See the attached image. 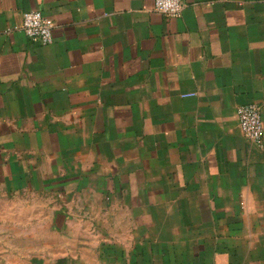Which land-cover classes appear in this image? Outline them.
<instances>
[{
  "label": "crops",
  "instance_id": "1",
  "mask_svg": "<svg viewBox=\"0 0 264 264\" xmlns=\"http://www.w3.org/2000/svg\"><path fill=\"white\" fill-rule=\"evenodd\" d=\"M185 2L0 0V264H264V0Z\"/></svg>",
  "mask_w": 264,
  "mask_h": 264
},
{
  "label": "built area",
  "instance_id": "2",
  "mask_svg": "<svg viewBox=\"0 0 264 264\" xmlns=\"http://www.w3.org/2000/svg\"><path fill=\"white\" fill-rule=\"evenodd\" d=\"M186 6L185 0H154V10L169 17H178ZM264 9V2L262 3ZM54 21L44 16L37 9H30L23 13L20 30L31 40L41 44L52 41ZM188 95V94H185ZM236 115L239 127L250 142L259 143L263 134V121L259 105L247 103L237 106Z\"/></svg>",
  "mask_w": 264,
  "mask_h": 264
},
{
  "label": "rangeland",
  "instance_id": "3",
  "mask_svg": "<svg viewBox=\"0 0 264 264\" xmlns=\"http://www.w3.org/2000/svg\"><path fill=\"white\" fill-rule=\"evenodd\" d=\"M29 198L20 197V196H10L9 194H0V249L9 247L10 240L6 239L3 235L5 229H10V227L16 228V232H19L21 229V225L19 222L13 221L11 216L17 218L20 214L23 216L28 207H22L21 204H25L29 201ZM27 228L30 231L36 232V229L41 230L39 228H35L34 224L28 223ZM43 231V230H41ZM30 241L34 242V239H20L19 236L15 237L13 243L20 246V243L23 244V247H29ZM30 248V247H29ZM26 250L27 248H23ZM27 251V250H26ZM10 262L9 259L6 260V263ZM9 264V263H8Z\"/></svg>",
  "mask_w": 264,
  "mask_h": 264
}]
</instances>
